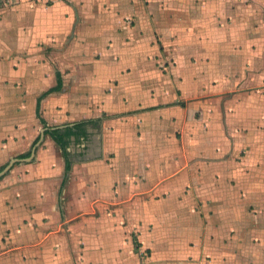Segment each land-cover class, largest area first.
I'll return each mask as SVG.
<instances>
[{
    "label": "crops",
    "instance_id": "obj_1",
    "mask_svg": "<svg viewBox=\"0 0 264 264\" xmlns=\"http://www.w3.org/2000/svg\"><path fill=\"white\" fill-rule=\"evenodd\" d=\"M258 248L264 0H0V264Z\"/></svg>",
    "mask_w": 264,
    "mask_h": 264
},
{
    "label": "rangeland",
    "instance_id": "obj_2",
    "mask_svg": "<svg viewBox=\"0 0 264 264\" xmlns=\"http://www.w3.org/2000/svg\"><path fill=\"white\" fill-rule=\"evenodd\" d=\"M159 65H161V68L163 70H166V68L168 69L169 66L176 65V62L173 58L165 59V61L160 62ZM247 67L243 68V69H248ZM232 69H234V67ZM245 73H248V72H245ZM245 256L249 259H255L254 264H264V252H263V250H260L259 248L257 251H256V249L254 251H250L248 254H245ZM256 258H257V260H256Z\"/></svg>",
    "mask_w": 264,
    "mask_h": 264
},
{
    "label": "trees",
    "instance_id": "obj_3",
    "mask_svg": "<svg viewBox=\"0 0 264 264\" xmlns=\"http://www.w3.org/2000/svg\"><path fill=\"white\" fill-rule=\"evenodd\" d=\"M49 132L63 148H66L69 141L68 138L75 133L71 127H67L66 129H61L59 127L52 128Z\"/></svg>",
    "mask_w": 264,
    "mask_h": 264
}]
</instances>
